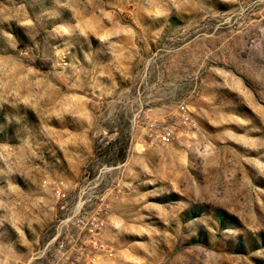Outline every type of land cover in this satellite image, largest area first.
<instances>
[{"label":"rangeland","instance_id":"374dc122","mask_svg":"<svg viewBox=\"0 0 264 264\" xmlns=\"http://www.w3.org/2000/svg\"><path fill=\"white\" fill-rule=\"evenodd\" d=\"M0 264H264V0H0Z\"/></svg>","mask_w":264,"mask_h":264},{"label":"built area","instance_id":"2783aa9c","mask_svg":"<svg viewBox=\"0 0 264 264\" xmlns=\"http://www.w3.org/2000/svg\"><path fill=\"white\" fill-rule=\"evenodd\" d=\"M172 138V131L168 130L167 132L165 131L164 133H161L158 135L157 139L160 143L162 144H167L171 141Z\"/></svg>","mask_w":264,"mask_h":264}]
</instances>
